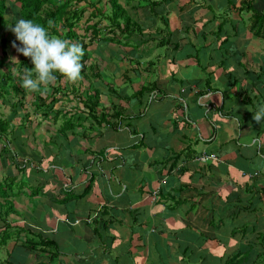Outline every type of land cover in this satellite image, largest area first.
Segmentation results:
<instances>
[{
    "label": "crops",
    "instance_id": "1",
    "mask_svg": "<svg viewBox=\"0 0 264 264\" xmlns=\"http://www.w3.org/2000/svg\"><path fill=\"white\" fill-rule=\"evenodd\" d=\"M107 1L59 5L104 14ZM152 1L120 0L142 34L121 35L85 11L75 28L89 36L96 26L107 38L93 42L88 67L108 64L99 43L112 47L118 68L127 63L119 92H100L91 113L72 84L44 129L42 110H30L37 122L28 124L49 132L48 145L35 144L32 125L21 134L22 122L1 140L0 183L12 189H1L0 242L10 239L0 264H218L249 240L230 237L245 223L253 243H263L264 120L251 111L264 104V41L253 36L251 14L237 11L242 0H169L167 26L148 14ZM251 1L264 13V0ZM202 154L217 160L203 166ZM39 235L52 246L27 243Z\"/></svg>",
    "mask_w": 264,
    "mask_h": 264
},
{
    "label": "trees",
    "instance_id": "2",
    "mask_svg": "<svg viewBox=\"0 0 264 264\" xmlns=\"http://www.w3.org/2000/svg\"><path fill=\"white\" fill-rule=\"evenodd\" d=\"M17 6L20 8V18L25 19H33L35 22L40 23L47 27L48 21H52L54 24V27L50 29L51 33L54 35H59L62 38L68 39L72 42H78L81 43L84 47L85 55L82 58L83 63V70H82V77L83 78H92V79H99L100 75L94 70H92L93 73L90 72L93 67H90V70H88V66L86 62L90 59V52L89 47L92 46L94 41H100L104 42L107 38L103 35L100 36V34L96 30V26H91L90 28V34L89 36L86 34L84 35H78L75 32V28L77 27L78 22L82 19V15L84 14V9L76 10V11H70L68 10V4L62 3L59 5V2L61 0H15ZM169 0H156L152 1L150 3L148 14L150 17H154L156 15V18L158 17L159 21L163 26H167L168 22L166 20L167 11L163 6L168 2ZM7 0H0V78H2L4 81V84H1L0 81V99L4 97H9L10 94L23 96L24 90L21 87V78L20 76H14L11 71H5L4 65L5 63L10 59L8 56V49L10 48V45L13 43L12 40H15V36L11 30L5 31L3 20H4V12L7 8ZM233 7L236 8V5L234 2H232ZM240 6L237 9L240 13H250V21H251V30L255 28V32L253 34L254 37L262 39L264 41V13L258 12L254 4L251 0H242L239 4ZM94 7V4H89V7ZM107 12L103 14L100 10L97 8L95 9L100 16L103 17V20L108 23L110 27H114L115 29L119 30L121 35H126V37H130L129 32H136L137 34H142V24L139 22H135L128 14V11L125 9V5L121 4L120 0H108L107 1ZM86 9V8H85ZM161 14V15H160ZM94 15V14H90ZM219 19V16H217ZM16 22H12L10 25L11 27H14V24ZM122 26V27H121ZM224 27V22L220 23L217 27L219 31H222ZM61 30H66V32L61 35L59 32ZM10 32H12L13 39L10 37ZM171 35L169 34V37ZM88 37L89 42H85V39ZM160 41H162L163 44L167 43L168 39L162 38ZM228 42L229 39L227 37L225 40ZM222 40H220V43H223ZM18 42V41H17ZM19 43V42H18ZM19 46V44H18ZM25 68H28L31 70L33 68V65L31 63L30 58L24 57L22 54L19 53V62H18V71L23 74ZM87 71V72H86ZM63 80V78L58 77L57 81L50 85L49 87L53 88V92L51 95L46 94L44 96H41L39 93H33V95H37L36 101L37 104L35 105L36 108H39L42 110V113L45 111L48 112V110L53 109L56 104H59L60 97L55 96L56 93H59L60 91V82ZM10 88V90H7V88ZM108 90L115 91L111 86L108 88ZM92 97H87V100L83 102L85 107H88L90 112L92 113L94 108L98 106L99 102V96L100 92L98 90H95L92 93ZM14 105V104H13ZM17 105L22 108V105L20 102H17ZM50 112H48L49 114ZM58 114H61V112H58ZM29 114H25V120L28 119ZM101 120L108 124V121L106 119V114L101 112ZM9 125L10 123L6 120H3L0 118V144L1 140L5 139L8 131H9ZM6 147V145H5ZM1 151H5V148H1ZM182 156V154L177 155L175 158L179 159V157ZM201 165H207L206 163H200ZM12 189L11 183L4 182V184L0 183V196L4 195L5 191L4 189ZM3 189V191L1 190ZM89 190V189H88ZM87 190V191H88ZM11 191V190H10ZM10 205V204H8ZM7 206V202H5L4 207ZM103 213V212H102ZM96 217V216H95ZM93 218V220L95 219ZM92 220V221H93ZM249 230V225L245 223L242 227H234L231 230V238L235 239L237 235H239V239L241 240L246 236V233ZM260 240L264 239V235H259ZM10 239L9 234L6 233L5 237H2V240L0 242V246L4 245L7 240ZM237 239V238H236ZM27 243H34V249L36 247H44L48 242H43V238L39 235L38 241L35 240V237L27 238ZM36 242V243H35ZM43 243V244H42ZM51 243L49 242L47 244V247H51ZM28 250H32V248L27 247ZM253 245H247V247L242 246L241 249L237 250L236 253L229 255L226 258H216L218 264H264V250L257 255L254 259L251 260V252L254 251ZM203 258V257H202ZM197 259H201V257H197L194 259V263ZM196 264V263H195ZM198 264V263H197Z\"/></svg>",
    "mask_w": 264,
    "mask_h": 264
},
{
    "label": "rangeland",
    "instance_id": "3",
    "mask_svg": "<svg viewBox=\"0 0 264 264\" xmlns=\"http://www.w3.org/2000/svg\"><path fill=\"white\" fill-rule=\"evenodd\" d=\"M196 2H200V0H197ZM6 5H7V8H6V11L4 12V16H3L4 17L3 25H4V30L5 31H9L10 27H11L10 24L12 22H16L18 19H20V14H19V7L17 6L18 4L16 5V1L15 0H7ZM87 5L83 4V3L82 4L80 3L79 7L85 9V7ZM95 9L96 8H94L93 11H92V14H94V15L97 14ZM85 13H91V12L86 10ZM63 33H64V31H63ZM82 33H83L82 31H79V34H82ZM134 33H136V32H134ZM10 34H11L10 35L11 39H13L12 32H10ZM60 34L63 35L62 33H60ZM14 41L15 40H12V42H14ZM15 42H16L17 45L19 44L17 41H15ZM99 46H100V49L98 51H96V53L98 52L100 54V59H101V62H102L101 64H103L104 62H106L108 64H107V66H105V65H99L98 66L96 64V65L93 66V69H91V70H90V66L88 67V70H90L91 73H93L92 70H94V72H96V73H98L100 75V79L99 80H94L92 78H85L84 80L81 79L79 82L76 83L77 84L76 85L77 86L76 89H78L80 87V92L83 93L84 102L87 100L85 98V96L92 97V95H93L92 93L95 90H98L99 92H107L108 88L110 87L109 85H112V88L119 92L118 88L120 86H122L120 84V82H119V80L122 77L121 76V72L124 71L128 67L127 63H125V62H124V65L122 64L121 68H118L116 66V62L118 60L114 57L113 52L110 51V49L112 48L111 46H109V45L105 46L102 43H99ZM89 52L92 53V54H93V52H95L94 51V46H90ZM96 53H95V55H96L97 58L94 57V59L98 60V56H97ZM8 56L10 57V59L5 63L4 70L5 71L9 70V71H11V73L14 76H16L15 73L18 71V62L14 61L13 58L18 59V61H19V53L16 52V50L12 47V44L10 45V48L8 49ZM91 63L95 64L94 62H92V60H91ZM107 79L112 80L113 83L109 84ZM0 81H1V84H4L5 80L0 78ZM59 86H60L61 89H60V91H58L59 93L55 94V96H60L62 94L61 96H66L67 98H69V95L72 94V93H70V92H72L70 90V86H72V83H68V82H66L63 79L60 82ZM7 90H10V88L8 87ZM23 90L25 92L23 96H18L17 97V95L10 94L9 97H7V98L4 97V98L0 99V118L3 119V120H6L7 122L10 123L9 128H14L13 124H11L12 122L13 123H15V122H20L21 123L22 122V124H25V125H24V130L21 131V134L29 136L28 128L32 124H36V122H37L36 119L34 118V113L30 112V110H33L34 105L37 104V101H36L37 95H33V93H29L25 89H23ZM46 91H47L48 95H51L52 92H53V88L48 87ZM76 96H77V94H76ZM63 101L64 102H66V101L68 102L69 100L68 99H63ZM17 102H20V104L22 105V108H20L17 105ZM59 103L60 104H56L55 106L56 107L61 106V103H63V102L60 101ZM104 104L106 105L107 102L104 103ZM29 107H31V109ZM24 111L30 112L27 122H25V121L23 122V120L25 119L24 118L25 117V112ZM52 113H53L52 115H56V111L55 110H53ZM35 117H36V114H35ZM38 118L41 120V121H39V123L40 124L41 123L44 124L43 127H42L43 129L45 128V123L48 124V123H52L53 122L52 117L50 116V114H48L47 111H45L44 113L41 112L39 114ZM29 120H34V121L32 122V124H28V123H30ZM61 122H62L61 118H59V120L56 121V123H60V124H61ZM33 130L36 132V133H34L32 131V135L34 136V139L37 141V143H35V144L42 145V147L44 145L45 146L48 145L49 138H48L47 135H49V132H47L46 130H41L40 131L37 126H33ZM32 143H34V141H32ZM2 216L5 217V210H4V213H3ZM27 217H29V216H27ZM263 224H264V222H262V225ZM246 235H247L246 239L249 238V240H247V243H245V247H247V245H251V246L253 245V247L255 248L254 251L251 252V260H252V259H254L257 255H259L263 251L264 240H262L263 243L262 242L253 243V241H252L253 238H252L251 234L250 233H246ZM237 238H238V236H237ZM217 239L219 240L220 238H217ZM233 240L235 241V239H233ZM197 241H198L197 239H194L192 243H196ZM186 243H187V241H186ZM208 247H210V243L207 241L206 242V248H208ZM239 249H241L240 246H239V248L235 247V250H233V251L230 249L229 250L230 251L229 252V257L231 255H233L234 253H236L237 250H239ZM0 255H2L1 252H0Z\"/></svg>",
    "mask_w": 264,
    "mask_h": 264
},
{
    "label": "clouds",
    "instance_id": "4",
    "mask_svg": "<svg viewBox=\"0 0 264 264\" xmlns=\"http://www.w3.org/2000/svg\"><path fill=\"white\" fill-rule=\"evenodd\" d=\"M53 27L52 21H48L45 27L30 18H20L14 27H10L15 41L19 42L18 46L14 41L12 47L24 57L30 58L33 65L31 70L25 68L22 75L15 73L21 78V87L29 93L45 95L47 88L58 77L72 84L82 79V58L85 55L83 45L52 34L50 29ZM13 60L19 62L16 58ZM251 112L252 119L257 123L264 120V104L258 105Z\"/></svg>",
    "mask_w": 264,
    "mask_h": 264
},
{
    "label": "built area",
    "instance_id": "5",
    "mask_svg": "<svg viewBox=\"0 0 264 264\" xmlns=\"http://www.w3.org/2000/svg\"><path fill=\"white\" fill-rule=\"evenodd\" d=\"M197 160H198L200 163L205 164V163L208 162V160H217V158H216V156H215L214 154H210V155L202 154V155H200V156L197 158ZM156 194H157V192H154V193L152 194V197L155 198V197H156ZM94 217H95V215H93V216H91V217H89V218H86V219L84 220L85 223H86V224H90V223L92 222V219H93ZM64 222H67V224H70V225H76V224L80 223L79 220H75V221H73V222H70L69 220H65Z\"/></svg>",
    "mask_w": 264,
    "mask_h": 264
}]
</instances>
